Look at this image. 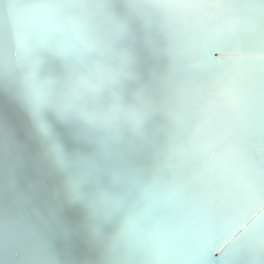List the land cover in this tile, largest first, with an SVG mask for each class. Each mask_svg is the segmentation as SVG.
Here are the masks:
<instances>
[{"label":"bare ground","instance_id":"obj_1","mask_svg":"<svg viewBox=\"0 0 264 264\" xmlns=\"http://www.w3.org/2000/svg\"><path fill=\"white\" fill-rule=\"evenodd\" d=\"M0 264H264V0H0Z\"/></svg>","mask_w":264,"mask_h":264},{"label":"clouds","instance_id":"obj_2","mask_svg":"<svg viewBox=\"0 0 264 264\" xmlns=\"http://www.w3.org/2000/svg\"><path fill=\"white\" fill-rule=\"evenodd\" d=\"M137 0H130V3L135 5ZM161 0H146V3L156 6ZM126 33H122L118 41L114 44L111 51V58L103 65V72L106 74L103 79H92L90 83L95 85L96 91L102 93L106 88L113 84H119L124 87L130 82L136 79V73L134 71V58L125 42ZM100 69H97L95 73H90L92 76H98ZM81 79H87L81 77ZM32 111L34 118L38 123V130L40 135L45 140L50 154L54 159L66 170H71L74 164V158L66 152L63 145L59 142L58 138L52 132L50 126L43 119L44 111L51 106V101L48 95L44 92H36L32 99ZM121 119H125V116H121ZM127 118H131V114H128Z\"/></svg>","mask_w":264,"mask_h":264},{"label":"water","instance_id":"obj_3","mask_svg":"<svg viewBox=\"0 0 264 264\" xmlns=\"http://www.w3.org/2000/svg\"><path fill=\"white\" fill-rule=\"evenodd\" d=\"M218 257V256H217Z\"/></svg>","mask_w":264,"mask_h":264}]
</instances>
